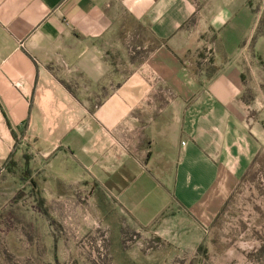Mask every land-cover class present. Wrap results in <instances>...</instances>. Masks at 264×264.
Returning <instances> with one entry per match:
<instances>
[{
  "label": "crops",
  "instance_id": "obj_1",
  "mask_svg": "<svg viewBox=\"0 0 264 264\" xmlns=\"http://www.w3.org/2000/svg\"><path fill=\"white\" fill-rule=\"evenodd\" d=\"M263 11L264 0H0V167L28 148L55 156L52 180L92 181L138 227L201 244L264 152V96L257 108L246 93Z\"/></svg>",
  "mask_w": 264,
  "mask_h": 264
},
{
  "label": "rangeland",
  "instance_id": "obj_2",
  "mask_svg": "<svg viewBox=\"0 0 264 264\" xmlns=\"http://www.w3.org/2000/svg\"><path fill=\"white\" fill-rule=\"evenodd\" d=\"M250 42L252 60L262 67L248 75L246 93L260 108L262 101L255 100L264 96V11ZM203 55L208 66L210 53ZM24 156L15 170L0 167V264H264V152L211 227L199 233V245L170 242L155 227H138L92 181L52 180L57 157L32 148Z\"/></svg>",
  "mask_w": 264,
  "mask_h": 264
},
{
  "label": "built area",
  "instance_id": "obj_3",
  "mask_svg": "<svg viewBox=\"0 0 264 264\" xmlns=\"http://www.w3.org/2000/svg\"><path fill=\"white\" fill-rule=\"evenodd\" d=\"M184 145V144H183Z\"/></svg>",
  "mask_w": 264,
  "mask_h": 264
}]
</instances>
